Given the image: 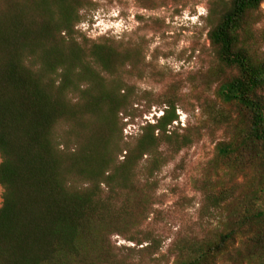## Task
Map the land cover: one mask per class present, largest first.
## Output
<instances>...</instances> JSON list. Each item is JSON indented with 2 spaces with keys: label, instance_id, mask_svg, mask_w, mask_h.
Here are the masks:
<instances>
[{
  "label": "trees",
  "instance_id": "obj_1",
  "mask_svg": "<svg viewBox=\"0 0 264 264\" xmlns=\"http://www.w3.org/2000/svg\"><path fill=\"white\" fill-rule=\"evenodd\" d=\"M86 2L0 0V264H141L132 254L159 255L156 239L141 237L151 196L140 166L146 158L152 175L169 163L166 153L200 140L174 126L177 104L167 100L154 124L124 141L122 121L141 103L126 80L142 53L137 44L79 43ZM263 4L212 2L220 105L208 119L226 136L211 162L222 178L205 201L220 221L174 242L173 264H264ZM70 126L74 140H62L58 131Z\"/></svg>",
  "mask_w": 264,
  "mask_h": 264
},
{
  "label": "rangeland",
  "instance_id": "obj_2",
  "mask_svg": "<svg viewBox=\"0 0 264 264\" xmlns=\"http://www.w3.org/2000/svg\"><path fill=\"white\" fill-rule=\"evenodd\" d=\"M86 1L75 28L79 43L137 44L142 53L139 72L126 80L132 100L141 103L134 106L135 118L122 121L126 125L124 141H130V134L138 135L140 127L152 124L148 120L159 119L163 113L160 104L167 100L177 104L179 123L174 126L195 131L200 137L177 155L166 153L169 163L152 175L146 158L139 169L141 185H147L151 196L141 237L156 239L161 248L159 255L152 258L146 253L132 257L141 264H173L170 247L174 242L201 238L220 221L219 213L205 201V195L222 178V172L211 162L216 145L226 136L208 119L209 108L220 105L211 76L216 64L208 41V17L214 0ZM194 22L197 24L193 25ZM71 128H62L58 136L73 141ZM123 159L120 155L119 161ZM113 241L118 247H135L120 237Z\"/></svg>",
  "mask_w": 264,
  "mask_h": 264
},
{
  "label": "built area",
  "instance_id": "obj_3",
  "mask_svg": "<svg viewBox=\"0 0 264 264\" xmlns=\"http://www.w3.org/2000/svg\"><path fill=\"white\" fill-rule=\"evenodd\" d=\"M148 122H150V123H152V124H154V123H155V121H154V120H148ZM124 132H125V134H126V135H128V134H129V133L127 132V130H125ZM130 136H132V134H130Z\"/></svg>",
  "mask_w": 264,
  "mask_h": 264
},
{
  "label": "clouds",
  "instance_id": "obj_4",
  "mask_svg": "<svg viewBox=\"0 0 264 264\" xmlns=\"http://www.w3.org/2000/svg\"><path fill=\"white\" fill-rule=\"evenodd\" d=\"M196 24H197V23H195V22L193 23V25H196Z\"/></svg>",
  "mask_w": 264,
  "mask_h": 264
}]
</instances>
